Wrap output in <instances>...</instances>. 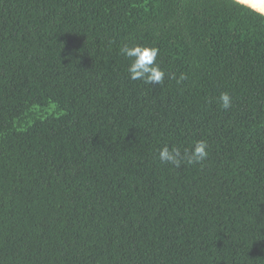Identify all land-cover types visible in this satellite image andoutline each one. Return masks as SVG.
Here are the masks:
<instances>
[{"label": "trees", "instance_id": "obj_1", "mask_svg": "<svg viewBox=\"0 0 264 264\" xmlns=\"http://www.w3.org/2000/svg\"><path fill=\"white\" fill-rule=\"evenodd\" d=\"M126 43L159 48L162 84L129 79ZM198 139L200 164L157 158ZM0 264H264V15L0 0Z\"/></svg>", "mask_w": 264, "mask_h": 264}, {"label": "clouds", "instance_id": "obj_2", "mask_svg": "<svg viewBox=\"0 0 264 264\" xmlns=\"http://www.w3.org/2000/svg\"><path fill=\"white\" fill-rule=\"evenodd\" d=\"M237 4H245L252 10L264 15V0H236ZM120 53L130 60L128 66L129 79L142 80L145 84H162L165 72L156 63L159 48L155 46L141 44H124L120 48ZM187 79L181 75L180 80ZM220 107L227 110L232 107L233 98L228 92L220 93L218 97ZM208 144L206 140H194L187 146L167 144L162 145L157 150V158L162 164L172 165L179 168L182 164L196 165L204 162L208 157Z\"/></svg>", "mask_w": 264, "mask_h": 264}, {"label": "water", "instance_id": "obj_3", "mask_svg": "<svg viewBox=\"0 0 264 264\" xmlns=\"http://www.w3.org/2000/svg\"><path fill=\"white\" fill-rule=\"evenodd\" d=\"M236 1V0H235ZM243 5H245V4H243ZM245 6H247V5H245ZM247 7H249V6H247ZM250 8V7H249Z\"/></svg>", "mask_w": 264, "mask_h": 264}]
</instances>
